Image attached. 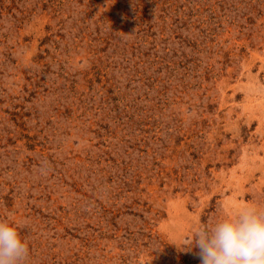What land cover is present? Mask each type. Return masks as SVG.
Instances as JSON below:
<instances>
[{
	"label": "rangeland",
	"instance_id": "1",
	"mask_svg": "<svg viewBox=\"0 0 264 264\" xmlns=\"http://www.w3.org/2000/svg\"><path fill=\"white\" fill-rule=\"evenodd\" d=\"M264 211V0H0V221L26 264H200Z\"/></svg>",
	"mask_w": 264,
	"mask_h": 264
},
{
	"label": "clouds",
	"instance_id": "2",
	"mask_svg": "<svg viewBox=\"0 0 264 264\" xmlns=\"http://www.w3.org/2000/svg\"><path fill=\"white\" fill-rule=\"evenodd\" d=\"M19 228L0 221V264H26L29 247ZM194 247L200 264H264V211L249 206L234 218L202 224L183 242L186 252Z\"/></svg>",
	"mask_w": 264,
	"mask_h": 264
}]
</instances>
